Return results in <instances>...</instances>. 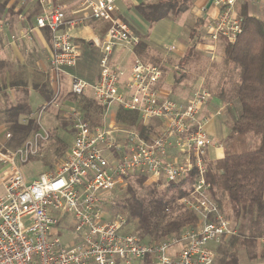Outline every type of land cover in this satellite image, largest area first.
Masks as SVG:
<instances>
[{
	"label": "built area",
	"instance_id": "1",
	"mask_svg": "<svg viewBox=\"0 0 264 264\" xmlns=\"http://www.w3.org/2000/svg\"><path fill=\"white\" fill-rule=\"evenodd\" d=\"M38 1L47 6L48 0ZM117 1L88 0L90 16L110 26L102 46L99 78L91 83L73 75L71 92L81 96L91 89L94 99L107 109L119 106L136 112L143 123L159 120L160 127L144 138L135 126H93L78 107L73 108L70 118L75 135L69 153L54 171L31 182L19 163L37 152L43 134L35 133L33 140L14 151L0 148V186L4 188L0 264H215L212 244L237 233L206 179L211 139L209 116L203 115L202 108L208 92L201 88L187 102L172 100L159 85L163 68L140 60L123 80L124 71L111 63V54L119 45L138 46L141 38L114 17ZM213 2L219 11L205 23L204 38L205 49L214 56L219 44L235 42L243 33V7L264 8V0ZM79 21H67L60 8H45L36 17V27L51 32L50 65L55 81L78 62L79 48L63 26L73 27ZM170 148H176V153ZM135 174L163 182L191 176L192 190L181 201L198 216V224L147 242L128 230L126 216L109 217L107 195Z\"/></svg>",
	"mask_w": 264,
	"mask_h": 264
},
{
	"label": "crops",
	"instance_id": "2",
	"mask_svg": "<svg viewBox=\"0 0 264 264\" xmlns=\"http://www.w3.org/2000/svg\"><path fill=\"white\" fill-rule=\"evenodd\" d=\"M156 1H117L114 17L125 22L142 39V46H117L111 54V63L124 71L123 80L128 79L131 67L136 60L159 64L164 71L159 84L162 93L178 102H187L193 93L201 88L207 91L209 96L202 108L203 115L209 116L207 131L211 144L207 150V161L216 162L223 159L226 152L233 148V143L228 140L238 115L235 111L239 109L236 97L232 93L233 85L238 81V73L229 66L214 63L215 60L212 59L214 56L211 55V59L207 56L205 42L200 43L198 35H194V30L200 19L206 21V17L208 19L216 16L219 9L213 0H193L189 8L178 18H164L150 26L137 11V6ZM87 2L88 0H48L47 6H44L38 0H0V63L4 66L2 70L0 69V74L4 73L6 81L13 80L18 71L29 74L21 79L20 87L29 90L27 97L15 86L9 85L6 92L11 103L27 101L34 109L46 105L39 113L41 127L37 131L44 134L42 143L47 142L50 137V126H53V120L56 122L64 116L63 112V114H54L53 110L58 106V102L61 101V104L67 102L64 94L65 91L69 94L71 92L72 76L84 78L91 83L100 76L102 46L110 22L92 18ZM251 6L248 5V13L253 15ZM45 8L62 9L67 21L80 20L76 26L71 27L67 24L63 26V30L67 31L77 44L80 57L74 67L67 68L62 73L59 81L53 79L51 72L53 53L51 32L47 28L36 27V17ZM192 18L195 19L194 24L191 22L187 25L188 20ZM88 43L93 48L94 62L89 60L87 67L80 70L79 62L85 55ZM31 73L42 75L45 79L41 81L34 77L31 80ZM35 82L48 83V88L53 91L51 102H47L36 91ZM85 95L94 99L91 89ZM118 108L120 107L112 106L108 109L109 113L104 118L108 121L107 125L124 126L117 123ZM152 122L160 123L159 120H152L148 124ZM64 131L71 134V144H66L63 150H66L68 154L75 133L71 128L68 130L63 125L62 128L59 126L56 128L57 136L62 135ZM8 134L10 132L7 125L0 123V137ZM170 151L174 154L176 148H170ZM1 169L0 164V171ZM2 194H4V188L0 191V196Z\"/></svg>",
	"mask_w": 264,
	"mask_h": 264
},
{
	"label": "trees",
	"instance_id": "3",
	"mask_svg": "<svg viewBox=\"0 0 264 264\" xmlns=\"http://www.w3.org/2000/svg\"><path fill=\"white\" fill-rule=\"evenodd\" d=\"M192 1L157 0L140 4L137 11L152 26L164 18H178L189 8ZM242 14L243 33L235 42H224L226 64L238 73V81L233 85L232 93L240 108L229 139L238 133H251L257 135L260 140L251 148L242 151L228 150L225 157L216 162L207 161L206 179L221 210H224L225 205L230 206L232 211L240 216L242 209H245L246 217L248 216L251 222V237H246L248 241L264 237V227H261L264 223V19L250 15L248 9L242 11ZM204 23V20H199L194 30L195 36ZM139 45L142 46V39ZM89 60L94 62L90 43L87 44L85 55L79 62V69L84 68ZM3 68V63H0V69ZM0 75V123H5L11 134L9 145L18 146L39 130L37 118L41 117L39 113L46 105L34 109L27 101L11 103L6 92L9 85L18 87L25 97L29 95V90L20 88L21 79L15 77L6 81L4 73ZM34 88L47 102H51L53 91L48 88L47 82H35ZM70 94L74 101L83 97L78 108L91 125L95 126L91 122L100 123L105 117L106 106L86 95L78 96L72 92ZM34 113H38L37 116ZM116 120L120 125L137 127L144 138L156 131L153 124L139 121L136 112L123 108H118ZM64 122L68 123L66 119ZM145 179L146 176L137 177V186L131 184L116 203L118 209L126 212L129 231L136 233L143 241L157 242L198 224V216L192 211L183 210L177 202L179 198L189 194L192 186L189 190L179 187L178 191L169 196L164 193V188L157 186L158 184L144 185ZM141 189L145 190V194H140ZM230 241L234 243L233 239ZM226 264H239L234 252Z\"/></svg>",
	"mask_w": 264,
	"mask_h": 264
},
{
	"label": "rangeland",
	"instance_id": "4",
	"mask_svg": "<svg viewBox=\"0 0 264 264\" xmlns=\"http://www.w3.org/2000/svg\"><path fill=\"white\" fill-rule=\"evenodd\" d=\"M251 8H252L251 14H253L255 17L264 19V8L259 7V6H255V7L251 6ZM245 9H248V5L244 6L242 11H244ZM194 20L195 19H193V18H192V20L189 19L187 22V25H189L191 22H193V24H194ZM207 21H208V19L206 17L205 23H207ZM198 38L200 39V43L205 42L204 24H203L202 28L198 31ZM224 48H225L224 44H223V46H218L217 50H216V55H214V58H212V59L215 60L214 63H219L221 65L228 66L226 64V60H225V56H224ZM206 52H207V56L210 58L212 54L209 51H206ZM18 70H22V69H18ZM27 76H29V74L25 73L24 71L23 72L18 71L16 74V78H18L19 80L26 78ZM34 77L38 80H41V81H43V79H45V77H43L42 75L31 73V77H30L31 80ZM66 93H67V91H65V94H64L65 98L64 99H67V102L65 101V103H62V104H61V101H60V103L58 102V106H56V109L53 110L54 114L55 113L56 114H58V113L63 114L64 113L63 114L64 116L61 117V120H57L56 122L53 120V122H52L53 126H50V128H51L50 129V137L47 140V142L42 143V140L44 139V137L42 138V140L39 139V141H38L39 149H37V152L30 154L26 163H19V165H21V167H22L23 174H24V176L28 182L35 180L36 178L39 177L40 174H42L44 172L54 171V169L56 167H58L64 161V159L67 156V151L66 150L63 151V150L67 146L66 144H68V145L71 144L70 143L71 134H69V132H67V131H64V132H62L63 133L62 135L57 136L58 134L56 133V128L58 126L60 128H62V126L64 125V126H66V128H68V130L70 128L73 130L72 121H71L69 115H70V112L73 108H77L80 106L79 101L83 97H78L74 101L73 96H71V94H69V93H67V95H66ZM68 101H70L71 103L70 102L68 103ZM107 111H108V109H107ZM107 111H106L105 117H107V115L109 113ZM239 112H240V108L235 111V114L236 113L239 114ZM104 118L101 120L100 123H93V122H91V123L94 124L95 126L107 125L108 121H105ZM65 119H67V122H68L67 124L64 122ZM37 123H38V126L41 127V125L39 124L38 118H37ZM151 124H153V127L156 130L153 133L156 134L159 127H160V123L159 122H152ZM48 132H49V130H48ZM43 136H44V134H43ZM33 137L34 136H30L21 145L14 146V144L9 145V140L11 138V134H10V136L3 135L0 137V148L1 149H7L9 151H14L17 148L22 147L26 142L33 140ZM40 140H41V142H40ZM259 140H260V138L257 135H252L251 133H249V134L238 133V134H235L234 138L229 139L228 141L229 142L231 141V143H233L232 150L242 151L243 149L245 150L248 147L251 148L256 143H258ZM40 144H41V146H40ZM0 173H1V171H0ZM137 177H142V176H140V175L137 176L136 174L131 176L130 178H128L124 181L123 185L118 186L111 193H109L107 195L105 203H106L107 215L109 217H113L117 214H122L124 216L126 215L125 214L126 212H123L120 209H118L116 203H117V200L119 198L123 197L124 191L127 190V188L131 184H133V185L136 184V186H137V182H136ZM143 183H145L144 185H148V186L158 184L157 186L160 188H164L165 189L164 193H166L167 195L170 196L171 193H173V192L175 193V191H178L179 187L184 188L185 190L186 189L189 190L190 187L193 185V179L190 176V177L182 179L178 182H163V181L157 182V181H152L151 179H148L146 177V179L144 180ZM2 188H3V186H0V191H2ZM139 192H140V194H145V190H143V189H141ZM182 198H183V196L178 199V201H177L178 204H180L182 206L183 210L191 211L186 206H184V204L181 201ZM222 211L225 212L227 217L231 220L232 226L235 227V229H237V233H236V235L226 237L219 244H216V245L212 244L213 249L216 252L215 264H226L228 259H230L232 257L233 252L237 256L239 264H259V263H261L264 260V237L259 238V239H251V240L246 241V237H248L249 235L251 237V233L249 230V228L251 226V222L248 219V216L246 217L245 209L244 208L242 209V214L240 216H238L236 213H234L230 206L225 205L224 210H222ZM261 227H264V223L261 224ZM230 239L231 240L233 239L234 243H231V241L229 242ZM139 264H141V263H139ZM145 264H147V263H145Z\"/></svg>",
	"mask_w": 264,
	"mask_h": 264
}]
</instances>
